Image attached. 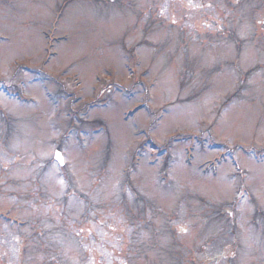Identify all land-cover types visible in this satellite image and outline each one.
I'll list each match as a JSON object with an SVG mask.
<instances>
[{"label":"rangeland","instance_id":"rangeland-1","mask_svg":"<svg viewBox=\"0 0 264 264\" xmlns=\"http://www.w3.org/2000/svg\"><path fill=\"white\" fill-rule=\"evenodd\" d=\"M0 264H264V0H0Z\"/></svg>","mask_w":264,"mask_h":264}]
</instances>
